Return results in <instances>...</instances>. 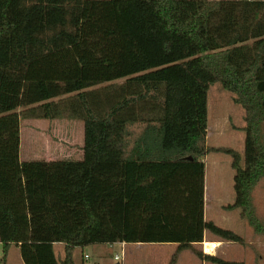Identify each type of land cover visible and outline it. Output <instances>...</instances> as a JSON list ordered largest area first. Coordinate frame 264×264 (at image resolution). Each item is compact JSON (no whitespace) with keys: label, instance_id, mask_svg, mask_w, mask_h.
Listing matches in <instances>:
<instances>
[{"label":"trees","instance_id":"obj_1","mask_svg":"<svg viewBox=\"0 0 264 264\" xmlns=\"http://www.w3.org/2000/svg\"><path fill=\"white\" fill-rule=\"evenodd\" d=\"M216 83L245 111L244 157L223 150L235 170L227 209L260 231L264 1L0 0V264L12 245L24 264H75L74 250L94 244H176L177 264L206 232L242 244L205 220ZM21 117L83 121V160L22 162Z\"/></svg>","mask_w":264,"mask_h":264},{"label":"rangeland","instance_id":"obj_2","mask_svg":"<svg viewBox=\"0 0 264 264\" xmlns=\"http://www.w3.org/2000/svg\"><path fill=\"white\" fill-rule=\"evenodd\" d=\"M124 82L125 79H122L114 83L120 85ZM235 98L236 95L226 91L220 83L212 85L208 93V132L206 144L210 149H220V151L210 152L211 154L209 153L210 155L207 159L209 168L212 170V198L206 207L205 220L207 222H214L217 226L226 230H228L227 226L233 228L235 230L234 233L244 240L242 244L226 241L228 244L223 245L220 248L221 250L218 249L217 253L215 252L213 255L217 254L219 256V253L225 252V259L230 262L264 264V178L252 192L253 213L261 226L260 231H257L256 226H252L242 216L241 209L228 210V205L223 203L226 200L229 201V193L232 192V201L235 195L233 179H231L232 184L229 185L231 178L229 171L231 167L228 165V157L223 150L230 149L240 153L245 145V132L243 131L246 126L244 121L245 111L241 105L235 103ZM56 101L59 100L57 99ZM24 111H27V109L20 108L18 110L21 114ZM23 123L25 125V122ZM142 128V125H134L131 129L133 133L138 135ZM63 130L64 128H60L62 134H64ZM46 134L47 131H45L44 135H40V139H44ZM53 135H55V131L50 135L52 137L50 144H53V147L56 148L54 143L59 142V140L54 141ZM262 138L264 142V124L262 127ZM30 145V152L36 146L34 150L37 157H45L42 152L48 150V144L42 146L41 141H37L36 145ZM53 150L57 151L56 149ZM61 153L60 151L59 154L61 155ZM220 240L219 237L207 232V242ZM18 249L16 245L10 247L7 264H22ZM173 249L172 244H142L140 246L133 244L128 247L127 251L124 248V251L127 252V257H125V255L122 256V247L120 245L94 244L83 249L79 248L75 253V260L76 264H168L171 260L168 254ZM196 250L192 248L185 251L179 264H201V262H204L196 256ZM3 251V246L0 243V261L3 257ZM199 251H203V248ZM85 255H88V258H85ZM116 256L119 257V260L115 259ZM205 262L213 264L208 261Z\"/></svg>","mask_w":264,"mask_h":264},{"label":"crops","instance_id":"obj_3","mask_svg":"<svg viewBox=\"0 0 264 264\" xmlns=\"http://www.w3.org/2000/svg\"><path fill=\"white\" fill-rule=\"evenodd\" d=\"M23 122H25V125ZM20 127H21V129H20V138H21L20 160L22 162L82 161L83 160V158H84L83 148L85 145V124L83 121L77 120V119H69V118H58V119L50 120V119H43V118H26V117L22 118L21 117L20 118ZM60 128H64V130H63L64 134H62V132L60 131ZM45 131H47V134L44 136V139H40V135H44ZM54 131H55V135H53L54 141L59 140V142L54 143L56 148L53 147V144L52 145L50 144L51 139H52V137H50V135L52 134V132L54 133ZM28 137H29V140H28ZM28 141L33 146L37 144V141H41L42 146H45L48 144V146H47L48 150L46 152H42V154L45 157H43V158L37 157L36 151L34 150L36 146L34 148H32L33 151L30 152L31 151V145L28 143ZM53 149H56L57 151L55 152ZM60 151L62 152L61 155L59 154ZM244 152H245V145L243 146L242 150L238 154H240L241 157L243 158ZM210 154H207L206 156H204L200 160L201 162H203L205 164L204 213L206 211L207 205L209 204V202L212 198L211 197L212 170H210L208 162H207V159H208ZM43 155H38V156H43ZM226 155L228 157V159H227L228 165L231 167V170L229 171V176L231 177L230 182H229V185H230V184H232L231 179L234 180L235 170L232 167V163H233L232 157L228 154H226ZM233 187H234V184H233ZM232 196H233L232 192L229 193V201L226 200V202H223V203L228 205V206L233 205L235 202L236 195H234L233 201H232ZM227 199H228V197H227ZM226 228L228 230L233 231V232L235 231L231 227L227 226ZM205 242H207V232L205 235L204 242L194 244L193 247L197 250H201V248H204ZM211 242L218 243V249L219 250H221L220 248H222L223 245L228 244V242H226L224 240L211 241ZM114 245H120L122 248H125V250L127 251L128 247L132 246L133 244L116 243V244L109 245V246H114ZM135 245L140 246L142 244H135ZM172 245H173L174 249L172 252H169V254H168L170 256V259L172 258V256L174 255V252L176 251V249L178 247V245H176V244H172ZM78 249L79 248H76L73 252V259H74L75 264H76L75 253ZM217 250L215 251L216 253H217ZM54 251H55L57 259L59 261L62 260L64 258V255H65V245L62 243L54 244ZM126 251H125V257H127ZM185 251H188V250H185ZM185 251H183L179 254L177 264H179V261L181 260ZM214 253H211L209 255L216 256V257H219V258L227 261L225 259V256H224V255H226L225 252L222 254L219 253V256L217 254L213 255ZM85 256H88V255H85ZM22 264H24L23 261H22ZM96 264H98V263H96ZM201 264H207V262H201Z\"/></svg>","mask_w":264,"mask_h":264},{"label":"built area","instance_id":"obj_4","mask_svg":"<svg viewBox=\"0 0 264 264\" xmlns=\"http://www.w3.org/2000/svg\"><path fill=\"white\" fill-rule=\"evenodd\" d=\"M248 1H255V0H248ZM259 1H264V0H259ZM217 249H218V243H213V242H205L204 243L203 252L205 254L214 253ZM124 255H125V251H124V248H122V256H124ZM86 258H88V256H86ZM115 259L119 260V257L116 256Z\"/></svg>","mask_w":264,"mask_h":264}]
</instances>
